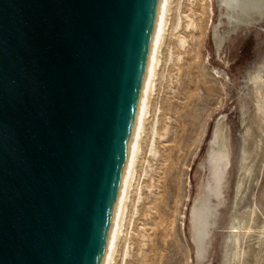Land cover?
<instances>
[{"label": "water", "instance_id": "water-1", "mask_svg": "<svg viewBox=\"0 0 264 264\" xmlns=\"http://www.w3.org/2000/svg\"><path fill=\"white\" fill-rule=\"evenodd\" d=\"M173 0H0V264H114Z\"/></svg>", "mask_w": 264, "mask_h": 264}, {"label": "rangeland", "instance_id": "rangeland-1", "mask_svg": "<svg viewBox=\"0 0 264 264\" xmlns=\"http://www.w3.org/2000/svg\"><path fill=\"white\" fill-rule=\"evenodd\" d=\"M230 30L219 0H173L114 264H264V114L253 102L241 108L250 74L264 67V18ZM219 122L228 126L231 166L209 252L200 259L192 210L209 179ZM245 174L237 210L241 217L253 211L252 230L237 247L229 224Z\"/></svg>", "mask_w": 264, "mask_h": 264}, {"label": "bare ground", "instance_id": "bare-ground-1", "mask_svg": "<svg viewBox=\"0 0 264 264\" xmlns=\"http://www.w3.org/2000/svg\"><path fill=\"white\" fill-rule=\"evenodd\" d=\"M219 6L223 15L229 22L231 27L230 31L232 32L237 31L242 27L260 23L264 18V0H219ZM178 25L179 22L177 23V26ZM223 40L224 39L219 33L214 35V42L217 49L221 48ZM160 63L161 58L159 66ZM156 83L155 80L153 93L156 89ZM247 87L242 90V110L245 111L253 102L256 112L264 114V67L257 70L255 74H250ZM149 114L150 107L148 111V115ZM242 121L244 122V120ZM228 138V126L219 122L210 144V154L208 157L210 167L209 179L192 210V239L195 243L197 254L200 259L206 258L209 252L211 235L213 228L216 225L219 208L224 203L223 190L226 183V175L231 166V147ZM245 160L246 158L242 156V163ZM242 169L248 172V168L245 167V165L242 166ZM245 176L246 174L241 178L236 190L235 208L233 209V215L229 224V228L231 229L229 240H232V243L237 247L240 246L241 242L246 239L249 232L252 230L251 222L253 219V211L249 210L246 217H241V214H238L239 210H237L239 208L238 206L243 201L248 187L245 183ZM134 179L135 174L133 180ZM248 181H250V177ZM125 222L126 217L124 218L121 234L123 233ZM237 256L238 258H241L242 254L240 255V253H238Z\"/></svg>", "mask_w": 264, "mask_h": 264}]
</instances>
